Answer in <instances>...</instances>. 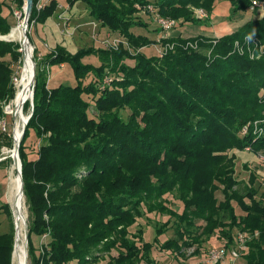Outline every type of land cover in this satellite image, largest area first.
<instances>
[{
	"label": "trees",
	"instance_id": "1",
	"mask_svg": "<svg viewBox=\"0 0 264 264\" xmlns=\"http://www.w3.org/2000/svg\"><path fill=\"white\" fill-rule=\"evenodd\" d=\"M8 1L0 0V35L13 28L8 16L12 5L21 9L24 4ZM67 2L72 7L83 3L102 28L125 41L75 53L55 46L44 62L49 67L68 64L73 85L50 86L34 56L33 110L20 146L31 264H89L107 255L106 264H159L152 252L171 218L175 235L162 249L184 255L196 246L195 255L217 232L227 247L244 232L250 239L242 258L247 264H264V192L255 186V172L247 181L237 178V156L231 152L264 148V16L219 38L197 36L193 41L199 45L193 48L186 47L192 40L167 37L163 43L176 42V48L160 57L141 51L156 42L131 31L148 27L137 19V5L198 24L191 7L211 16L215 0ZM230 2L232 15L252 5V0ZM58 7L53 0L40 12L34 8L30 23H45ZM8 55L22 62V45L0 39V121L2 102L13 100L16 92ZM89 56H97L99 65L85 62ZM129 59L135 64H128ZM123 110L130 111L126 118ZM33 132L43 143L31 159L26 143ZM167 194L182 202V212L169 206ZM235 203L243 214L236 212ZM152 212L171 218L149 242L142 228L135 233L130 228ZM2 213L13 218L9 203L0 206ZM1 230L0 264H13L14 218L7 232ZM34 236L47 239L39 251Z\"/></svg>",
	"mask_w": 264,
	"mask_h": 264
},
{
	"label": "rangeland",
	"instance_id": "2",
	"mask_svg": "<svg viewBox=\"0 0 264 264\" xmlns=\"http://www.w3.org/2000/svg\"><path fill=\"white\" fill-rule=\"evenodd\" d=\"M10 1V0H9ZM8 1V2H9ZM12 1V0H11ZM10 1V2H11ZM59 2V7L56 10L55 14L47 19L45 23H37L29 21L28 37L31 44L34 47L33 55V76L36 81V74H34V63H36L34 56H37V62L44 70L43 72L48 75V80L50 86H55L60 83L66 84H75L76 79L74 77L73 71L68 64H60L53 67H49L45 64L44 60L46 55L52 51L55 46L61 45L67 48L70 52L75 53L80 48H106L109 47L113 42L117 40L121 41L125 39L112 31H109L106 28H102L100 23L92 17L86 8V6L77 2L73 7L70 6L67 0H57ZM16 5V4H15ZM23 7V6H22ZM18 9V8H17ZM14 5H12L11 12H9V23L12 27L18 25L22 19H18L15 15L17 10ZM22 9V8H21ZM193 16L198 18L201 22L198 24L185 23L181 20L173 19L176 21L175 26L168 32L163 31L158 22L157 9L153 6L145 8L144 6L137 5V10L139 11L136 14L138 20L146 22L148 27H133L131 31L138 35H144L153 40L154 44L144 47L141 49L147 56H163L167 51L173 50L176 48V42L170 44H164L163 39L167 37H184L187 40H192L191 42L186 43V47L193 48L199 44L196 41H193L197 36H209L219 38L227 33L236 30L240 26L244 25L247 21L252 18H258L264 16V10L258 9L256 12H253L251 7L246 11L240 12L237 15H232V5L230 0H215L214 9L212 15L209 16L208 12L201 7L192 6ZM20 10V9H18ZM153 10V11H152ZM7 10L5 13L7 14ZM32 16V15H31ZM30 16V18H31ZM210 18V20H208ZM158 29V30H157ZM1 36V35H0ZM4 36V35H2ZM198 38V37H197ZM8 41V40H7ZM14 41V40H13ZM22 43L19 40H15ZM23 51V47H22ZM251 58H254L255 55H251ZM6 61L10 62L11 67L13 68L14 81L16 82L15 77H18L19 73L21 76L22 73V62L13 61L11 56L8 55L5 58ZM23 61V58H22ZM85 62H92L95 65H99L100 61L97 56H89L85 58ZM128 64L134 65V60H127ZM37 64V63H36ZM37 66V65H36ZM115 77V76H113ZM112 77V78H113ZM20 78V77H19ZM19 80V79H18ZM90 79H87L88 82ZM111 80L106 79L105 83L110 82ZM35 83V82H34ZM35 85V84H34ZM35 90V89H34ZM11 100L6 99L2 102L4 116L0 121V129L2 136L0 137V157L5 156L6 149H11L14 147V126H15V117L14 115L6 114V107L10 104ZM34 103V98H33ZM30 106V105H29ZM32 107H27V113L32 112ZM130 111L123 110L122 114L126 118L129 115ZM6 121V130L1 126V122ZM43 141L38 138L35 132L31 133V136L27 140V152L31 159L37 157L38 149ZM249 148V149H248ZM231 152L236 153V176L239 180L247 181L249 179L250 173L255 172L259 176L258 182L255 184L256 187L260 188V192H264V185L262 182V176H264V171L260 167L259 153L264 152V148L258 152H254L253 149L247 146L244 150H234ZM0 163V206L4 203H9L12 213L13 208L9 202L8 191L10 184V174L12 169V159L2 160ZM168 199V204L173 209L178 212L183 211V204L180 200L176 199L173 195L167 194L165 196ZM217 197L222 200L223 194L221 191L217 192ZM236 212L238 214H243L241 208L235 203ZM27 221L28 223V206L26 205ZM14 224L15 217L13 213ZM13 218L7 216L5 213L0 215L2 232H7L10 228V224L13 221ZM168 214H160L157 212L146 213L143 217L138 218V221L134 226L130 228L132 233L137 232L139 228L144 230L143 238L145 241L152 242L154 241L157 235V228L161 224L165 223L170 219ZM172 222L175 220L171 218ZM171 222L170 227L166 229L165 233L160 236L159 244H156L152 256L159 262V264H207L206 260L208 258V251L212 247H220L225 243V239L221 238L220 234L217 232L208 242L203 244V248L199 254L192 255L196 246L188 248L185 250L184 255L177 254L176 251L162 249V244L169 238L174 237V227ZM200 223H203L202 221ZM16 229V226H15ZM26 231V230H25ZM16 234V232H15ZM45 237L34 236V242L38 251L41 248V244L46 242ZM23 242L26 247V253L28 256L27 248V238L26 232L24 233ZM15 251V249H14ZM118 251L116 249L112 250L111 255H117ZM109 260L108 255L103 257L98 262H91L89 264H106ZM205 262V263H204ZM28 264H31L30 259L28 258ZM69 264H75L71 262ZM234 264H247L246 260L240 257Z\"/></svg>",
	"mask_w": 264,
	"mask_h": 264
},
{
	"label": "bare ground",
	"instance_id": "3",
	"mask_svg": "<svg viewBox=\"0 0 264 264\" xmlns=\"http://www.w3.org/2000/svg\"><path fill=\"white\" fill-rule=\"evenodd\" d=\"M28 12V8H27ZM24 19L15 27L12 28L9 34L6 35L9 41L19 40L23 45V61H22V73L16 84L15 97L11 100L8 112L15 117L14 126V147L17 145L22 138V131L25 125V121L29 115L26 114L27 106L33 105L35 79L32 73L33 70V55L34 47L31 44L29 37L28 41H25V26L23 24ZM33 110V109H32ZM14 147L6 149L5 156L0 161L11 158L12 169L10 174V184L8 191L9 202L13 208L16 226V240H15V251L13 253V264H28V256L26 253V247L23 242L27 213H26V198L24 193L21 191V179L18 174V166L15 163Z\"/></svg>",
	"mask_w": 264,
	"mask_h": 264
},
{
	"label": "built area",
	"instance_id": "4",
	"mask_svg": "<svg viewBox=\"0 0 264 264\" xmlns=\"http://www.w3.org/2000/svg\"><path fill=\"white\" fill-rule=\"evenodd\" d=\"M51 1L53 0H33L32 10L30 13H28L27 12L28 0H23L24 2L23 7L22 9L20 10L17 9L15 11V14H16L15 16L18 19H22V20L25 19V17L28 15L30 18L34 8L40 12L43 9H45L48 5H50ZM251 8L264 10V0H252ZM158 22L162 30L166 32L170 31L176 24L175 20L171 18L161 17V16L158 17ZM28 29H29V25H28ZM4 36L6 37V35ZM4 36L1 35L0 39L8 40L7 38H4ZM255 42L257 43V40H255ZM119 43L120 41L117 40L116 42H113L110 46H117ZM19 77H20V73L18 77H15L16 79V82H14L15 86L17 84ZM8 107L9 105L6 107V112H5L6 114H10L8 112ZM255 125L257 126L258 122H255ZM1 126L3 127L4 130L7 129L5 120L1 122ZM248 130H249V124L244 127V132L247 133ZM0 160H1V157H0ZM259 161H260V167L264 171V152L259 153ZM262 182L264 185V176H262ZM249 239H250V235L248 233L238 232V234L236 235V239H235L236 243L232 247H227L223 245L220 247L210 248L208 251V258L206 260V263L207 264H217V263L234 264L236 260L242 257L243 253L247 251L248 249L247 241Z\"/></svg>",
	"mask_w": 264,
	"mask_h": 264
},
{
	"label": "water",
	"instance_id": "5",
	"mask_svg": "<svg viewBox=\"0 0 264 264\" xmlns=\"http://www.w3.org/2000/svg\"><path fill=\"white\" fill-rule=\"evenodd\" d=\"M32 5H33V0H28V6H27L28 13L31 12ZM29 21H30V18H29V15H28V16L25 17L24 22H23V24L25 26V31H27V28H28V25H29ZM4 38H7V37L4 36ZM26 41H28V34L27 33H25V41H24V43ZM36 72H37V66H36V63H34V74H36ZM31 116H32V113L29 115L28 119L25 121V125H24L23 131H22V138H23V135L25 133V129L27 127V124H28ZM22 138H21L20 142L17 145H15V147H14V156H15L14 160H15L16 165L18 166V174H19L20 179H21V191H22V193H24V180H23V175H22V160H21V157H20V146H21ZM25 230H26L27 248H28V234H29L28 223H26Z\"/></svg>",
	"mask_w": 264,
	"mask_h": 264
},
{
	"label": "crops",
	"instance_id": "6",
	"mask_svg": "<svg viewBox=\"0 0 264 264\" xmlns=\"http://www.w3.org/2000/svg\"><path fill=\"white\" fill-rule=\"evenodd\" d=\"M233 31H234V30H233ZM233 31H232V32H233ZM232 32H230V33H232ZM227 34H229V33H227ZM204 263H205V262H204Z\"/></svg>",
	"mask_w": 264,
	"mask_h": 264
}]
</instances>
